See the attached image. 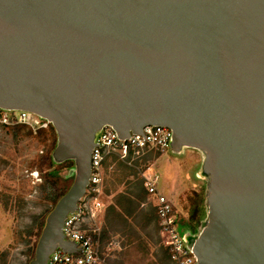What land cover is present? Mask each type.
I'll list each match as a JSON object with an SVG mask.
<instances>
[{
  "label": "water",
  "instance_id": "1",
  "mask_svg": "<svg viewBox=\"0 0 264 264\" xmlns=\"http://www.w3.org/2000/svg\"><path fill=\"white\" fill-rule=\"evenodd\" d=\"M0 109L48 120L76 161L32 264L78 251L63 225L98 134L150 125L205 155L208 217L183 234L198 264H264V0H0Z\"/></svg>",
  "mask_w": 264,
  "mask_h": 264
},
{
  "label": "rangeland",
  "instance_id": "2",
  "mask_svg": "<svg viewBox=\"0 0 264 264\" xmlns=\"http://www.w3.org/2000/svg\"><path fill=\"white\" fill-rule=\"evenodd\" d=\"M0 112L3 117H7L6 122L0 121V200H4L0 203V264H20L30 258L29 249L36 242V235L28 234L33 218L41 216L52 207V203L42 197L40 185L43 177L34 165L38 155L51 145L54 136L50 130L51 123L36 114L30 112L35 119L30 125L18 121L19 110L1 109ZM18 124L31 128L34 136L38 129L46 130V140L40 141L27 135V128L15 135L14 127ZM64 162L62 174L67 175L70 171L75 173V169L69 166L73 160L66 158ZM204 163L205 155L189 147L181 153L151 147L139 154L129 153L126 158H122L119 149L111 150L102 164V197L106 209L116 201L120 193L126 194L132 190L133 185L140 182L147 171L156 172L160 176L159 187L174 204L182 233L196 235L208 217V180L203 173ZM202 198L201 220L194 228L189 223L190 209L194 199ZM148 204V201L145 202V207ZM106 209L101 229L105 225ZM36 231L37 227L34 229ZM158 240L159 235L154 232L148 258L145 263L139 264H152L158 259L155 254L160 247ZM98 244L104 264H132L137 261L138 256L129 259L124 254L126 250L119 233H111L106 244L99 240Z\"/></svg>",
  "mask_w": 264,
  "mask_h": 264
},
{
  "label": "built area",
  "instance_id": "3",
  "mask_svg": "<svg viewBox=\"0 0 264 264\" xmlns=\"http://www.w3.org/2000/svg\"><path fill=\"white\" fill-rule=\"evenodd\" d=\"M6 118L0 112V121L6 122ZM34 120L30 112L19 110V122L32 125ZM171 139V129L161 125L146 126L142 134H132L126 140L121 139L111 127H105L98 134L92 152L89 185L77 209L66 217L63 225L65 239L74 242L78 251L68 253L58 249L51 254L49 264H104L96 238L102 231V217L106 209L102 197V164L106 154L119 149L122 158H126L129 153L139 154L151 147L166 151L170 149ZM143 178L149 193L148 203L157 209L162 244L170 248L173 264H198L196 256L186 245L173 202L159 187V174L147 171Z\"/></svg>",
  "mask_w": 264,
  "mask_h": 264
},
{
  "label": "trees",
  "instance_id": "4",
  "mask_svg": "<svg viewBox=\"0 0 264 264\" xmlns=\"http://www.w3.org/2000/svg\"><path fill=\"white\" fill-rule=\"evenodd\" d=\"M5 126V125H4ZM28 129L26 133L29 136H34L31 128L24 124L15 125V135L21 131ZM50 130L54 136L53 141L49 147L36 158V165H34L42 174L43 182L40 185L42 197L45 201L51 202L52 207L48 208L41 216H35L33 223L28 231L29 235H36V242L33 248L29 249L30 258L20 264H32L35 258V251L38 240L46 225L47 219L53 210L58 200L69 190L72 186L76 174V161L69 166L75 169V173L70 171L67 175L62 174L65 162L57 161L54 152L59 144V136L55 127L50 124ZM40 141H45L47 138V131L40 128L38 133L34 136ZM56 166V167H54ZM54 167V168H53ZM73 179V182H71ZM149 199V193L144 184V178L133 185V189L128 193H120L116 201L109 205L105 214V225L100 235L96 238L102 244L109 241L111 233H119L122 239V246L125 248L124 254L131 259L136 257L137 261L132 264L145 263L150 251V244L153 239V233L159 235L160 226L157 209L154 205L148 204L145 207V202ZM4 201V200H3ZM2 199L0 203H3ZM204 199H194L191 209L189 223L196 228L201 220ZM35 227L37 231L34 232ZM159 251L156 252L157 260L152 264H172L171 250L162 244L159 235Z\"/></svg>",
  "mask_w": 264,
  "mask_h": 264
}]
</instances>
